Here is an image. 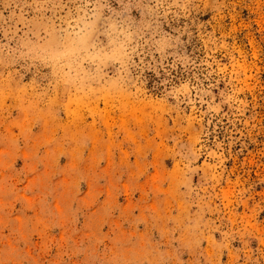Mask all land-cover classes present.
I'll list each match as a JSON object with an SVG mask.
<instances>
[{
  "label": "rangeland",
  "instance_id": "rangeland-1",
  "mask_svg": "<svg viewBox=\"0 0 264 264\" xmlns=\"http://www.w3.org/2000/svg\"><path fill=\"white\" fill-rule=\"evenodd\" d=\"M0 264H264V0H0Z\"/></svg>",
  "mask_w": 264,
  "mask_h": 264
}]
</instances>
